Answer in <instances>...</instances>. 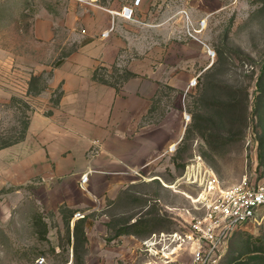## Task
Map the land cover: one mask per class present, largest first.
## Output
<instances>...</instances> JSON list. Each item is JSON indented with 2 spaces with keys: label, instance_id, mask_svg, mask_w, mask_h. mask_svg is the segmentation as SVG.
<instances>
[{
  "label": "rangeland",
  "instance_id": "obj_1",
  "mask_svg": "<svg viewBox=\"0 0 264 264\" xmlns=\"http://www.w3.org/2000/svg\"><path fill=\"white\" fill-rule=\"evenodd\" d=\"M80 1L75 31L55 25L38 47L48 52V69L38 74L27 70L36 45L31 19L46 11L65 18L67 8L37 0L0 9V264H80L73 240L80 220L83 264H194L179 238L190 230L185 220L206 213L205 185L185 182L187 167L212 169L225 189L264 187V0H117L110 22L92 33L88 20L102 10L90 5L108 0ZM64 65H80L82 76L97 71L96 82L119 95L136 84L145 100L112 128L118 138L123 129L144 131L152 144L145 164L152 162L134 170L143 181L116 199L91 194L90 179L80 184L84 174L55 186L51 167H30V118L66 113L64 91L50 87ZM127 72L137 76L125 81ZM102 133L89 130L88 160L103 152ZM257 213L229 238L222 264H264V206Z\"/></svg>",
  "mask_w": 264,
  "mask_h": 264
},
{
  "label": "crops",
  "instance_id": "obj_2",
  "mask_svg": "<svg viewBox=\"0 0 264 264\" xmlns=\"http://www.w3.org/2000/svg\"><path fill=\"white\" fill-rule=\"evenodd\" d=\"M33 1L37 0H0V9H16L17 3L20 2L26 3L22 8H27V4ZM66 1L62 0L61 6L58 7L59 10L67 8L65 18L46 11V15L40 14L31 19L35 33L33 41L36 45L30 50L32 61L27 68L28 72L38 74L48 69V52L38 47L48 44L53 38L55 25L64 24L68 29L75 31V22L79 18L76 14L81 1ZM90 6L102 10L96 20H88L91 33L96 31L95 27L109 23L110 15H114L111 9L119 7L117 0ZM69 19L73 22L68 24ZM50 81L51 88H62L64 91L60 104L66 113L57 112L51 116L41 113L30 118L26 137H35L28 143V149L31 147L32 153L30 167L34 170L42 166L49 170L51 167L54 179L51 183L55 186L68 183L78 174L88 173L90 184L94 187L90 189V193L104 194L112 199H116L120 191H128L130 186L143 181L140 176L134 175L138 174L134 170L151 164L152 161L145 164L146 154L149 152L146 149L152 147L151 141H146L143 137L144 131L128 134L124 129L120 131L122 136L118 138L113 135L112 128L114 125L117 127L121 120L127 119V115L124 116L126 118H121L123 114L130 116L144 106L145 100L139 95L137 85L126 84L119 95L115 89L94 81V70H90L88 76H82L80 65L56 68ZM92 129L103 131L97 139L103 144L104 150L97 157L88 160V145L95 142V139L88 135ZM94 173L101 175L92 176ZM122 195V202L130 200Z\"/></svg>",
  "mask_w": 264,
  "mask_h": 264
},
{
  "label": "built area",
  "instance_id": "obj_3",
  "mask_svg": "<svg viewBox=\"0 0 264 264\" xmlns=\"http://www.w3.org/2000/svg\"><path fill=\"white\" fill-rule=\"evenodd\" d=\"M85 1L93 3L98 0ZM123 15L131 18L133 10L124 8ZM182 179L190 185L198 182L205 185L201 200L206 213L201 218L185 220L190 230L179 239L190 245L194 264H222L220 261L229 247V238L258 217V209L264 206V187L257 188L244 182L225 189L215 172L203 168L200 163L187 167ZM88 182L89 174L86 173L80 184L84 186ZM176 237L172 238L176 240Z\"/></svg>",
  "mask_w": 264,
  "mask_h": 264
},
{
  "label": "trees",
  "instance_id": "obj_4",
  "mask_svg": "<svg viewBox=\"0 0 264 264\" xmlns=\"http://www.w3.org/2000/svg\"><path fill=\"white\" fill-rule=\"evenodd\" d=\"M127 76L125 78V81H128L131 78L136 77L137 75L135 73L132 72H127ZM94 81H97V71L94 74ZM25 136V135H24ZM24 136H22L18 141L14 142V143H19L21 142V140L24 139ZM11 145V144H10ZM84 219V218H83ZM42 226V231L38 232L40 234V237L42 239H46L47 238V234H48V226L47 224L44 222V220L42 219L41 222ZM68 226H69V233H71L70 231V221L68 222ZM86 227L83 223V220L77 221L74 225V230H73V240H74V250H75V255L77 258V261H80V264H83L82 261L80 260L79 257V245L81 243V241H85L87 240V236H86V231H85Z\"/></svg>",
  "mask_w": 264,
  "mask_h": 264
}]
</instances>
